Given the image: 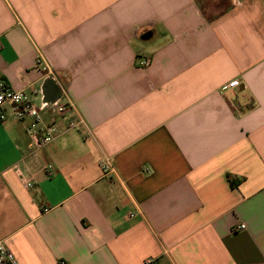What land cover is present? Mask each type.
<instances>
[{
  "label": "crops",
  "instance_id": "crops-1",
  "mask_svg": "<svg viewBox=\"0 0 264 264\" xmlns=\"http://www.w3.org/2000/svg\"><path fill=\"white\" fill-rule=\"evenodd\" d=\"M0 78L56 123L0 121L19 264H264V0H0Z\"/></svg>",
  "mask_w": 264,
  "mask_h": 264
},
{
  "label": "built area",
  "instance_id": "built-area-1",
  "mask_svg": "<svg viewBox=\"0 0 264 264\" xmlns=\"http://www.w3.org/2000/svg\"><path fill=\"white\" fill-rule=\"evenodd\" d=\"M141 66L149 64L148 59L139 61ZM42 68L47 71L49 75L55 77L52 70L43 65ZM239 85V81L233 79L221 86V91L229 92L235 89ZM62 92H65L64 85L59 83ZM48 103H41L36 105L31 95L24 90L13 89L9 84L0 78V121H4L8 118L7 110L10 115L18 121H26V133L30 140V147L32 150H38L50 142L56 131V123L54 121L45 122L42 116V110L49 107ZM51 106H54V110L59 113H66L70 108L69 102H55ZM81 123V120L76 118H70L67 123L68 128H76ZM99 165L104 172L111 171V164L109 159L102 157L99 161ZM27 185H30L27 183ZM243 224H239L233 229H242ZM0 264H19L14 253L2 242H0ZM60 264H64L63 261Z\"/></svg>",
  "mask_w": 264,
  "mask_h": 264
},
{
  "label": "water",
  "instance_id": "water-1",
  "mask_svg": "<svg viewBox=\"0 0 264 264\" xmlns=\"http://www.w3.org/2000/svg\"><path fill=\"white\" fill-rule=\"evenodd\" d=\"M50 81H52V79L51 78H48V79H46L45 82L47 83V82H50Z\"/></svg>",
  "mask_w": 264,
  "mask_h": 264
},
{
  "label": "trees",
  "instance_id": "trees-1",
  "mask_svg": "<svg viewBox=\"0 0 264 264\" xmlns=\"http://www.w3.org/2000/svg\"><path fill=\"white\" fill-rule=\"evenodd\" d=\"M230 183H231V185H235V182H233V181H231Z\"/></svg>",
  "mask_w": 264,
  "mask_h": 264
},
{
  "label": "rangeland",
  "instance_id": "rangeland-1",
  "mask_svg": "<svg viewBox=\"0 0 264 264\" xmlns=\"http://www.w3.org/2000/svg\"><path fill=\"white\" fill-rule=\"evenodd\" d=\"M37 104L36 105H38V102H36Z\"/></svg>",
  "mask_w": 264,
  "mask_h": 264
}]
</instances>
